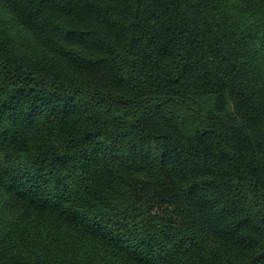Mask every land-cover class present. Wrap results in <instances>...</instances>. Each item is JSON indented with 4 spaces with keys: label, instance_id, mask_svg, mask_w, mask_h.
Segmentation results:
<instances>
[{
    "label": "trees",
    "instance_id": "16d2710c",
    "mask_svg": "<svg viewBox=\"0 0 264 264\" xmlns=\"http://www.w3.org/2000/svg\"><path fill=\"white\" fill-rule=\"evenodd\" d=\"M0 264H264V0H0Z\"/></svg>",
    "mask_w": 264,
    "mask_h": 264
},
{
    "label": "snow or ice",
    "instance_id": "6c2138e0",
    "mask_svg": "<svg viewBox=\"0 0 264 264\" xmlns=\"http://www.w3.org/2000/svg\"><path fill=\"white\" fill-rule=\"evenodd\" d=\"M50 2H54V0H43V3H45V4L50 3ZM74 64H75V62L70 59L68 64L65 66L64 70L69 72V73L78 71V69L74 66Z\"/></svg>",
    "mask_w": 264,
    "mask_h": 264
}]
</instances>
